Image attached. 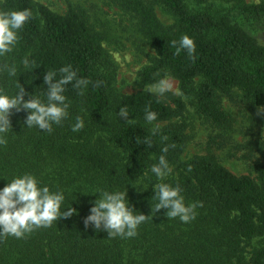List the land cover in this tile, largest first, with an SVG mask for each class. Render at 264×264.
<instances>
[{"label":"trees","instance_id":"trees-1","mask_svg":"<svg viewBox=\"0 0 264 264\" xmlns=\"http://www.w3.org/2000/svg\"><path fill=\"white\" fill-rule=\"evenodd\" d=\"M122 2L138 18L139 31L156 53L140 70V82L151 85L170 75L183 96L194 97L199 114L218 127L229 123L220 95L233 89L264 110V43L255 27L264 24V1L159 0L173 16L172 25L156 17L153 3ZM216 3L235 8L218 12ZM24 9H30L32 17L19 31L14 51L0 57V89L12 94L19 83L26 93L42 95L46 70L66 65L89 84L83 95L67 86L69 116L50 133L27 128V113L12 110L7 142L0 145V189L14 176L31 173L41 186L63 190L61 210L71 207L75 212L23 238H0V264H264V164L254 163L251 177L232 174L213 156L181 159L183 125L170 123L152 135L156 124L182 116L180 98L167 94L163 99L145 90L119 94L103 37L90 28L82 10L60 15L33 0H0V11ZM183 35L194 41L192 58L183 50L177 54L171 44ZM25 58L31 64L28 69L21 63ZM11 63L18 73L9 79L2 69ZM197 79L201 81L196 85ZM122 106H127L129 122L117 115ZM145 108L157 114L152 124L144 119ZM261 115L264 119V112ZM77 116L84 127L73 132ZM146 137L151 147L137 144V138ZM166 146L165 154L161 149ZM162 154L175 166L164 182L178 185L186 204L202 205L189 223L167 219L165 209L153 213L151 187L158 181L150 167ZM97 190H126L133 210L148 217L135 237L113 238L103 229L85 226ZM254 239L257 245L247 252L246 245Z\"/></svg>","mask_w":264,"mask_h":264},{"label":"clouds","instance_id":"clouds-1","mask_svg":"<svg viewBox=\"0 0 264 264\" xmlns=\"http://www.w3.org/2000/svg\"><path fill=\"white\" fill-rule=\"evenodd\" d=\"M31 17L30 9L0 11V57L14 51L19 42V31ZM171 44L176 48L177 54L183 50L187 52L189 58L193 57L195 44L188 35L181 36L178 41H171ZM111 55L118 63L121 62L119 52H113ZM21 63L25 69L31 67L28 58L23 59ZM2 71L11 79L17 76L18 68L15 63L5 64ZM88 84V79L78 77L73 67L66 65L58 70H46L42 95H37L36 92L35 94L26 93L19 83L12 94L0 89V145L7 142L6 136L11 129L12 110L27 113L24 121L27 128H38L40 131L50 133L53 131V125L59 126L69 116L70 103L65 95L67 86L71 85L74 89H80V94L83 95V90ZM173 89L174 84L169 76H164L145 87V91L157 97H162ZM26 95L27 99H25ZM259 111L264 112L260 108ZM117 115L127 120L129 117L127 106L120 107ZM144 119L152 124L157 120V114L145 108ZM83 127V118L77 116L71 130L78 132ZM158 131L159 125L154 126L152 135H156ZM140 143L147 147L152 146L151 140L147 137L143 141L137 138V144ZM168 150L167 146L161 149L165 154ZM172 171L166 155L163 154L159 156L156 163L151 165L150 173L158 181L151 187L154 193L152 199L156 201L152 210L155 213L165 209L167 219L178 218L182 223H189L196 217V208L202 205L186 204L181 194L182 189L178 185L172 186L164 182ZM142 176H148V173L143 172ZM97 196L94 206L90 208V214L84 220L85 226L91 225L96 230L103 229L109 237L113 238L135 237L138 227L148 217L133 210L126 199V190H97ZM64 201L63 190H52L46 185L41 186V182L35 175L23 173L14 176L7 181L5 187L0 189V238L12 236L20 239L37 228L51 227L54 221L72 216L75 212L73 208L64 207L63 211L61 210Z\"/></svg>","mask_w":264,"mask_h":264},{"label":"rangeland","instance_id":"rangeland-1","mask_svg":"<svg viewBox=\"0 0 264 264\" xmlns=\"http://www.w3.org/2000/svg\"><path fill=\"white\" fill-rule=\"evenodd\" d=\"M33 1L60 15L66 14L69 10H82L88 18L90 28L103 37L102 47L108 55L113 72L114 89L123 95L145 90L146 85L140 82L138 75L142 68L150 65L151 60L156 58V53L139 31L138 18L125 9L122 0ZM143 1L153 3L156 17L164 25L174 23L173 16L164 10L159 0ZM242 1L250 5L264 0ZM214 5V10L218 12L235 8L234 4L228 3ZM255 27L256 36L264 43V24ZM113 52L121 54V62L118 63L114 59L111 55ZM171 80L174 84L173 91L161 98L167 99V94L180 98L184 103V111L181 117L156 125L163 127L170 123H178L184 126V148L180 158L188 160L195 156H213L232 174L255 177L251 166L254 163L264 164V119L259 108L245 100L237 89H233L228 94H222L220 95L221 106L229 117V123L226 127H218L203 118L197 111L194 97L183 96L180 93L178 81L173 77ZM200 81L197 79L196 85ZM171 167L173 169L171 174H173L175 166ZM256 245L257 240L254 239L246 245L245 249L250 252ZM247 260L246 254L245 263Z\"/></svg>","mask_w":264,"mask_h":264}]
</instances>
